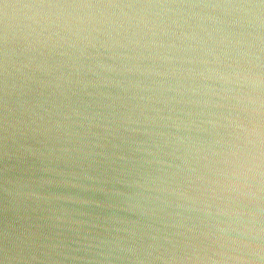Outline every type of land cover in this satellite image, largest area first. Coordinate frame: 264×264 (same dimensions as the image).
I'll list each match as a JSON object with an SVG mask.
<instances>
[{
    "label": "water",
    "instance_id": "1",
    "mask_svg": "<svg viewBox=\"0 0 264 264\" xmlns=\"http://www.w3.org/2000/svg\"><path fill=\"white\" fill-rule=\"evenodd\" d=\"M0 264H264V0H0Z\"/></svg>",
    "mask_w": 264,
    "mask_h": 264
}]
</instances>
